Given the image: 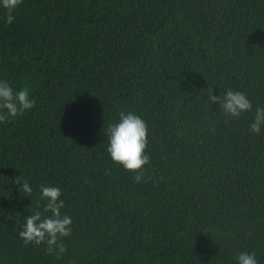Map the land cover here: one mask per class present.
<instances>
[{
	"label": "trees",
	"instance_id": "16d2710c",
	"mask_svg": "<svg viewBox=\"0 0 264 264\" xmlns=\"http://www.w3.org/2000/svg\"><path fill=\"white\" fill-rule=\"evenodd\" d=\"M3 15L0 77L36 105L0 123V264H236L240 251L264 264V133L249 131L264 0H23ZM228 88L253 110L208 102ZM123 110L147 122L139 183L106 150ZM41 184L72 217L59 257L19 236Z\"/></svg>",
	"mask_w": 264,
	"mask_h": 264
},
{
	"label": "clouds",
	"instance_id": "9594fccd",
	"mask_svg": "<svg viewBox=\"0 0 264 264\" xmlns=\"http://www.w3.org/2000/svg\"><path fill=\"white\" fill-rule=\"evenodd\" d=\"M22 3L23 0H0V11L4 14L3 19L6 24H11L15 20V10ZM207 99L209 103H218L229 118L239 117L242 113L253 110L248 95L238 89L228 88L223 95L209 91ZM35 105L36 99L29 86L16 88L8 79L0 77V123L10 122L33 109ZM249 131L256 134L264 133V106L255 107ZM147 133V122L133 110L120 111L118 119L107 126L106 150L113 161L135 173L134 183L142 182L143 166L150 161L146 151ZM15 182L19 192L28 196L33 192L28 179H16ZM61 195L62 189L59 186L41 184L40 199L44 202L43 207H40L38 202L37 206L31 209L30 214L24 217L19 231L24 243L46 244V250L55 253L57 257L66 250L60 238L68 236L72 231V217L62 212L65 201ZM234 260L236 264H259L254 251H240L235 254Z\"/></svg>",
	"mask_w": 264,
	"mask_h": 264
}]
</instances>
